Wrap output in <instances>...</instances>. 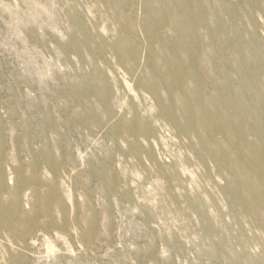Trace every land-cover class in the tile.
Here are the masks:
<instances>
[{
	"label": "rangeland",
	"instance_id": "rangeland-1",
	"mask_svg": "<svg viewBox=\"0 0 264 264\" xmlns=\"http://www.w3.org/2000/svg\"><path fill=\"white\" fill-rule=\"evenodd\" d=\"M0 264H264V0H0Z\"/></svg>",
	"mask_w": 264,
	"mask_h": 264
}]
</instances>
